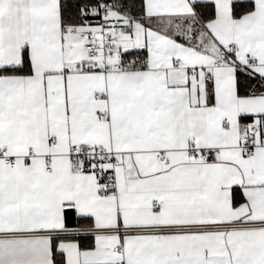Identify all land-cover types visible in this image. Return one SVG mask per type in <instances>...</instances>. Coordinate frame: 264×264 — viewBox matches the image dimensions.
Listing matches in <instances>:
<instances>
[{
    "label": "snow or ice",
    "instance_id": "snow-or-ice-1",
    "mask_svg": "<svg viewBox=\"0 0 264 264\" xmlns=\"http://www.w3.org/2000/svg\"><path fill=\"white\" fill-rule=\"evenodd\" d=\"M0 264H264V0H0Z\"/></svg>",
    "mask_w": 264,
    "mask_h": 264
}]
</instances>
